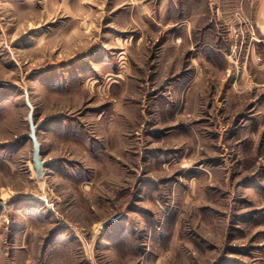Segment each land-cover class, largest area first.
Listing matches in <instances>:
<instances>
[{"label":"rangeland","instance_id":"rangeland-1","mask_svg":"<svg viewBox=\"0 0 264 264\" xmlns=\"http://www.w3.org/2000/svg\"><path fill=\"white\" fill-rule=\"evenodd\" d=\"M195 8L0 0V264H264V39Z\"/></svg>","mask_w":264,"mask_h":264},{"label":"crops","instance_id":"crops-1","mask_svg":"<svg viewBox=\"0 0 264 264\" xmlns=\"http://www.w3.org/2000/svg\"><path fill=\"white\" fill-rule=\"evenodd\" d=\"M199 2L193 4V0H189V3L196 7L198 16L203 17L198 21L204 22V25L211 24L217 31L221 18L227 19L232 11L242 7L243 11L255 22L257 34L264 39V3L256 5L246 0H200ZM217 38L220 39L219 36Z\"/></svg>","mask_w":264,"mask_h":264},{"label":"water","instance_id":"water-1","mask_svg":"<svg viewBox=\"0 0 264 264\" xmlns=\"http://www.w3.org/2000/svg\"><path fill=\"white\" fill-rule=\"evenodd\" d=\"M25 97H26V103L30 107L29 123H30L31 133L29 136L33 142V162H34V166H35L37 176H38V178H41L42 177V166L44 163L40 159V145H39V142H38L37 137L35 135V126H34L33 120H32V105L30 104V102L28 100V94L27 93H25Z\"/></svg>","mask_w":264,"mask_h":264}]
</instances>
